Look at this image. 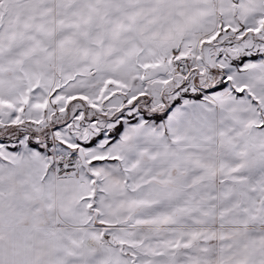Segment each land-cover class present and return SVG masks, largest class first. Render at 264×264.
Masks as SVG:
<instances>
[{
	"label": "snow or ice",
	"instance_id": "snow-or-ice-1",
	"mask_svg": "<svg viewBox=\"0 0 264 264\" xmlns=\"http://www.w3.org/2000/svg\"><path fill=\"white\" fill-rule=\"evenodd\" d=\"M0 264H264V0H0Z\"/></svg>",
	"mask_w": 264,
	"mask_h": 264
}]
</instances>
